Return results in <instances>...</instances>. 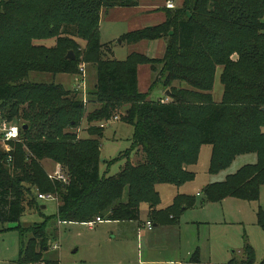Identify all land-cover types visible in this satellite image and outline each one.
Returning <instances> with one entry per match:
<instances>
[{
    "label": "trees",
    "instance_id": "16d2710c",
    "mask_svg": "<svg viewBox=\"0 0 264 264\" xmlns=\"http://www.w3.org/2000/svg\"><path fill=\"white\" fill-rule=\"evenodd\" d=\"M154 1L179 5L160 7L162 23L128 32L120 40H163V56L133 53L121 61L104 59L108 46L100 42L102 11ZM263 15L264 0H0V118L16 122L19 131V139L7 144L9 151L0 149V222L18 223L27 210L42 215V194L56 197L54 218L60 223L86 224L97 217L138 221L144 203L149 218L163 224L161 219L170 221L171 213L186 210L195 200L178 195L157 210L156 186L193 180L189 167L197 163L202 145L211 146L210 173L227 169L237 156H256L255 163L206 185L205 201H256L264 185ZM52 39L53 47L34 44ZM77 39L85 42L83 51ZM69 50L75 53L73 60L66 59ZM82 60L96 70L97 106L86 116L72 91L28 81L31 73L74 75ZM141 65L155 73L148 92L138 89ZM218 68L223 94L216 103L211 91ZM157 83L168 94L152 100ZM84 117L90 127L88 138L81 139L74 129ZM117 117L133 126L131 151L140 157L132 163L127 152L119 172L107 176L99 171L104 126L92 124ZM46 159L64 168L67 183L48 178L42 165ZM257 223L264 231L263 212ZM20 230L32 237L19 264H57L43 257L49 249L45 223ZM238 264L264 260L257 263L246 247Z\"/></svg>",
    "mask_w": 264,
    "mask_h": 264
},
{
    "label": "rangeland",
    "instance_id": "374dc122",
    "mask_svg": "<svg viewBox=\"0 0 264 264\" xmlns=\"http://www.w3.org/2000/svg\"><path fill=\"white\" fill-rule=\"evenodd\" d=\"M157 2V1H155ZM161 2V1H160ZM174 3V2H173ZM141 3L137 9L113 8L104 10L100 17V42L108 47L103 50L104 59L124 60L134 52H139L141 46L128 44L120 40L119 35L142 28L152 15L142 14ZM175 1L174 5L177 6ZM164 7V6H163ZM264 22V15L262 18ZM83 51L85 42L77 39ZM36 45L53 47L55 40L34 42ZM109 50V52H108ZM73 56L75 53L73 50ZM147 57V56H146ZM83 57L80 56V59ZM85 75V88L83 90L75 87L78 73L69 74H29L28 81L55 83L61 85L65 90L72 91L71 96L81 100L84 106V116L94 110L97 106L94 99L96 70L95 67L81 61ZM79 68V69H80ZM138 88L140 92H148L151 88L155 73L148 66L138 68ZM221 69L218 68L213 89L211 91L214 102L219 103L222 99L223 87L219 80ZM153 86L150 99L157 100L166 94L161 84ZM188 88L186 84H181ZM96 104V105H95ZM17 124L7 123L0 118V149L5 150L1 143L3 125L11 126ZM93 126L103 127V136L99 147V171L100 174L112 176L119 172L124 165L123 156L132 153L133 133L132 125L126 124L120 118H112L108 122L93 123ZM19 126V124H18ZM17 127V126H16ZM85 117L81 124L74 129L78 138H88ZM9 149L12 146H7ZM211 155V146L202 145L195 165L189 167L194 173L191 181L180 186L160 184L156 186L159 193L161 207L171 205L178 195L189 196L195 200V205L183 210L179 209L168 218L163 219V224L149 232L142 224L146 225L148 220L147 206L143 203L139 207V220L136 222H114L103 221L89 228L79 223H58L54 218L57 210L55 200H43L39 202L42 215L35 210H27L18 223L0 222V264H19L20 253L25 248L29 239V233H22L25 229L37 224L45 223L49 249L44 251L43 257L48 261H56L57 264H238L244 259V249L252 248L257 263L264 260V231L257 223L258 213H264V185L259 188L256 201H245L240 198H228L224 201H205L202 190L206 185L222 182L228 175L234 174L246 164L256 161L255 154H244L237 156L231 165L218 173L208 171ZM140 155H130L132 163L138 161ZM107 162V163H106ZM57 163L46 159L42 162L46 174L55 170ZM62 167V166H61ZM62 174L65 170L62 167ZM51 181H55L50 179ZM42 208V207H41ZM179 213L180 228L173 230L172 217ZM173 223V224H172ZM167 226L168 228H162ZM159 231L166 234L162 235ZM58 246L53 249V246ZM199 258V262L194 259ZM149 263H146L147 260ZM178 262V263H176Z\"/></svg>",
    "mask_w": 264,
    "mask_h": 264
},
{
    "label": "crops",
    "instance_id": "0c3cea01",
    "mask_svg": "<svg viewBox=\"0 0 264 264\" xmlns=\"http://www.w3.org/2000/svg\"><path fill=\"white\" fill-rule=\"evenodd\" d=\"M142 9H143V13L142 14H148V15H152V18L151 20L152 21H149L147 24H145L142 28H145V27H150V26H155V25H158L160 23H162L164 20H165V14L163 11L159 10L160 7H163L165 6V3L163 2H160V1H157V2H143V4L141 5ZM137 8H140V7H137ZM136 7L134 8H129V9H137ZM115 9V8H114ZM104 11H102L103 13ZM101 13V14H102ZM140 28V29H142ZM139 30V29H138ZM135 31V30H133ZM130 32V31H129ZM132 32V31H131ZM99 33H100V24H99ZM128 33V32H127ZM126 34V33H124ZM124 34H120L119 37L121 38ZM135 46H141V50L139 52H134V53H137V54H142L144 56H147L148 58H152V59H160L162 56H163V53H164V49H165V43L163 40H156V41H141V42H138L136 44H134ZM133 54V53H131ZM130 55V54H129ZM142 66V65H141ZM139 66V67H141ZM143 66H147V65H143ZM138 67V68H139ZM149 67V66H148ZM150 69V67H149ZM137 74L139 76V70L137 71ZM139 89V88H138ZM161 98V97H159ZM158 98V99H159ZM228 199V198H226ZM161 200V199H160ZM224 201V200H223ZM169 205H167L168 207ZM166 207H161V203L159 204V206L157 207V210H163L165 209ZM45 209V207L43 208ZM147 209V208H146ZM147 212H148V209H147ZM160 220V219H159ZM163 220V219H161ZM180 217H178V220L176 222V225H173V230H176V228H180ZM126 222H136V221H126ZM147 222H151L152 224V229L151 230H148L149 232H151L153 229L157 228L159 226L158 222L156 221V219L154 218H148V220L146 221ZM60 224V222H58ZM144 224H142V227L144 228ZM162 228H168L167 226H161ZM162 235L166 234L162 231H159ZM54 249V248H53ZM57 249V248H56ZM195 263L196 262H199V258L197 259H194ZM150 260L148 259L146 261V263H149ZM178 263V262H176ZM206 264H213V263H206Z\"/></svg>",
    "mask_w": 264,
    "mask_h": 264
},
{
    "label": "built area",
    "instance_id": "2783aa9c",
    "mask_svg": "<svg viewBox=\"0 0 264 264\" xmlns=\"http://www.w3.org/2000/svg\"><path fill=\"white\" fill-rule=\"evenodd\" d=\"M175 5L172 1H168L165 3V8L167 9H174ZM80 68V67H79ZM75 87L77 89H81L83 90L85 88V75H84V70L83 67H81L79 69V74H78V78L75 84ZM16 129L15 134H12V130ZM1 132H2V138H1V143L5 146V150L9 151L10 149L7 147L9 142L12 141H17L19 139V131H18V127L11 125V126H6L3 125L1 128ZM48 178L55 180V181H60L63 183H67V179L65 177V175L62 174V169L61 166L59 164H56L55 170L53 171V173L48 174ZM38 199L40 200H55L53 195H42V194H38ZM103 222L99 217H97L94 221L88 222L85 225H87L89 228H92L95 224L97 223H101ZM146 228L148 230L152 229V224L151 222H147L146 223ZM54 249L58 248V246H53Z\"/></svg>",
    "mask_w": 264,
    "mask_h": 264
},
{
    "label": "water",
    "instance_id": "95a60500",
    "mask_svg": "<svg viewBox=\"0 0 264 264\" xmlns=\"http://www.w3.org/2000/svg\"><path fill=\"white\" fill-rule=\"evenodd\" d=\"M66 59L67 60H73L74 59V56H73V54H72V52H69L68 53V55L66 56ZM166 95L168 94V91H166V93H165ZM263 111H264V109H263ZM26 127H24L23 129H25ZM44 208V206H42V209Z\"/></svg>",
    "mask_w": 264,
    "mask_h": 264
},
{
    "label": "clouds",
    "instance_id": "9594fccd",
    "mask_svg": "<svg viewBox=\"0 0 264 264\" xmlns=\"http://www.w3.org/2000/svg\"><path fill=\"white\" fill-rule=\"evenodd\" d=\"M15 131H16V129H13V130H12V134H15Z\"/></svg>",
    "mask_w": 264,
    "mask_h": 264
}]
</instances>
